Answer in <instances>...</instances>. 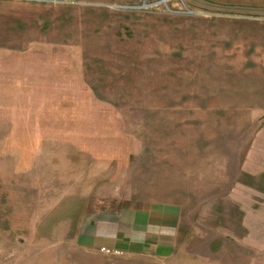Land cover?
I'll return each mask as SVG.
<instances>
[{"label": "rangeland", "instance_id": "obj_1", "mask_svg": "<svg viewBox=\"0 0 264 264\" xmlns=\"http://www.w3.org/2000/svg\"><path fill=\"white\" fill-rule=\"evenodd\" d=\"M150 208L264 264V0H0V264Z\"/></svg>", "mask_w": 264, "mask_h": 264}, {"label": "crops", "instance_id": "obj_2", "mask_svg": "<svg viewBox=\"0 0 264 264\" xmlns=\"http://www.w3.org/2000/svg\"><path fill=\"white\" fill-rule=\"evenodd\" d=\"M178 220L172 208L122 210L87 219L73 236L53 243L45 257L55 255L56 260L46 264H173Z\"/></svg>", "mask_w": 264, "mask_h": 264}, {"label": "built area", "instance_id": "obj_3", "mask_svg": "<svg viewBox=\"0 0 264 264\" xmlns=\"http://www.w3.org/2000/svg\"><path fill=\"white\" fill-rule=\"evenodd\" d=\"M101 251H104L106 253H110V251L108 249H105V248H101Z\"/></svg>", "mask_w": 264, "mask_h": 264}]
</instances>
